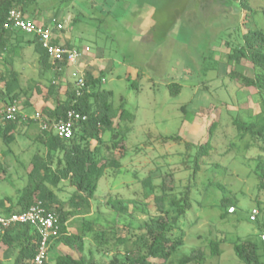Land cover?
Instances as JSON below:
<instances>
[{"label": "rangeland", "instance_id": "1", "mask_svg": "<svg viewBox=\"0 0 264 264\" xmlns=\"http://www.w3.org/2000/svg\"><path fill=\"white\" fill-rule=\"evenodd\" d=\"M38 1L42 20L54 18L65 23L71 44H77L82 52L89 48L83 57L102 50L104 61L88 60L81 72L98 78L93 90L109 91L106 99L115 111L123 107L127 112L123 118L113 119L115 127L119 124L117 138L113 139L112 131H105L100 134V143H90L91 149L100 147L103 162L114 160L120 167L109 165L98 182L90 211L84 217L93 228L84 226L80 218H69V232H86V258L109 264L114 256L123 255L125 246L118 238H130L132 243L145 233L151 218L160 214L155 198L162 195V184L173 188L165 202L168 208L172 197L180 198L191 182L192 207L172 233L173 238L183 241L180 254H201L202 261L193 264H243L233 247L236 241L253 239L259 234L249 216L257 207V197L264 202L256 174L259 160H264V149L248 132L242 138L244 132L237 129L234 119L238 117L246 124L254 122L257 130L264 126L258 95L263 89L238 88L225 77L229 72L225 61L230 49L224 43L226 36L221 35L235 20L232 17V21H224V4L219 0ZM231 1L239 6L238 19L244 24L246 10L240 9L244 0ZM247 1L257 11L259 27L264 29V2ZM227 11L236 14L234 9ZM242 29L246 30L244 26ZM8 69L18 74L21 91L17 101L21 107L28 98L34 104L31 113L55 107L56 100L49 95L51 74L45 71L33 47L19 51L12 63L0 57L3 94ZM74 69L69 67V74L56 80L61 82L60 102L66 99L67 90L76 79ZM244 69L246 75H252L249 66ZM175 84L180 89L173 95L171 87ZM213 123L215 127L210 132ZM38 135V128L31 127L16 130L15 140L9 145L0 138V201L8 198L16 205L34 164L38 158L46 159L47 149L35 139ZM123 136L125 140L117 149L106 150L107 145ZM163 136L178 139L165 141ZM201 144H208L209 149L200 159L192 180L193 148ZM54 167L55 164L52 170ZM146 180L153 186L149 195L144 186ZM46 186L53 200L65 202L68 209L67 202L75 187L65 180L57 185L47 182ZM226 196L236 199L238 206L234 214L222 219L219 205ZM110 198L134 201L135 209L130 204L132 215L118 217L107 205ZM261 209L260 224L264 222V204ZM210 241L219 243L217 255H212ZM5 250L0 244V264H14L19 249L4 254ZM66 253L72 252L67 248L50 249L49 264H56V256Z\"/></svg>", "mask_w": 264, "mask_h": 264}, {"label": "trees", "instance_id": "2", "mask_svg": "<svg viewBox=\"0 0 264 264\" xmlns=\"http://www.w3.org/2000/svg\"><path fill=\"white\" fill-rule=\"evenodd\" d=\"M211 1L217 2L218 0ZM223 1L219 0L225 7V12L222 13L224 21H232V17L235 20L234 24L228 25L225 28L226 34L221 35V38L222 36H226L223 37L224 43L230 49L225 61L229 72L225 77L233 81L238 88L248 89L253 87L263 89L258 95L261 96L260 104L264 112V29L259 27L256 19L257 11L249 7L247 0H244V3L240 5V9L246 10L244 24H241L238 19L239 6H234V2L231 0ZM262 1L264 2V0ZM229 9H234L236 14L230 15L232 12L227 11ZM12 10L23 12L27 18L33 20L36 24L42 25L44 23L40 17L42 8L38 0H0V57L12 63L14 55H17L19 51L27 47H33L34 51L39 55V61L45 67V71L51 74L52 80L49 84V95L56 100L55 107H45L42 113L50 119L57 120L64 118L67 112L72 109L87 116V120L76 125L71 139L64 140L55 135L51 130H42L37 121L31 118L24 119L21 112L27 109L26 113L29 115L33 114L30 112V108L34 104L28 98L22 102V107L19 105L17 99L20 97L19 92L21 91V87L18 74L13 69L7 70L5 94L0 92V108L16 105L20 113L14 121L7 120L4 115H0V138L9 145L15 140L14 132L16 130L20 128L29 130L31 127H37L39 135L35 139L45 145L47 153L46 159L38 158V161L34 164L29 175V182L21 191V197L16 205H12L11 200L8 198L4 201L1 200L0 213L9 216L16 212L25 211L36 204V202L41 201L45 207L56 213L59 220L60 233L51 243V249H55L56 247L59 250L67 248L72 252L71 254H58L55 263L99 264L94 261L93 257L87 259L84 255V237L86 232L83 229L69 232L68 222L71 216L77 217L82 219L84 226L90 229L93 228L92 224L87 225L88 223L84 217L90 211V203L95 197L98 182L104 176L105 170L109 165L114 164L118 168L120 164L114 160H111V163L109 162L108 164L103 162V158L100 157L99 153L100 147L97 146L91 149L90 143L92 140L100 143V134L105 131H112L113 139L117 138L118 132L116 130L119 128V124L116 125V128L113 119L119 120L127 112L123 107L118 111L112 108V105L106 99L107 95L110 94L109 91L101 92L93 90L99 81L98 78H94L93 76L88 77L83 75L85 87L81 90V95L78 96L76 80L79 75L76 73L73 74L76 79L73 81L70 89L67 90L66 99L60 102L58 95L61 82H56V80L59 76L67 75L71 66L66 61L53 65L46 50L36 38L32 37L30 39L28 38L30 35L21 31L6 30L4 25ZM262 14L264 15V8L262 9ZM243 26L246 28L245 31L242 29ZM64 31H66V26L62 30V33ZM67 45L72 47L71 44ZM246 66L250 67L252 71L251 76L244 73ZM171 89H173L172 94L174 95L178 93L180 86L175 84ZM36 111L39 110L35 109L34 112ZM234 124L239 131L244 132L241 135L242 138L245 132H248L255 141L263 145L264 149V126L257 130L256 123L246 124L241 122L238 117L234 119ZM214 127L215 123L210 128V132H212ZM163 139L165 141L177 140L178 136H163ZM124 140L125 137L123 136L120 141L112 142L111 146L107 145L106 150L117 149L119 143ZM208 149V144L197 145L193 148L192 180L198 171L200 159L207 154ZM54 164L55 167L52 170ZM256 169L259 181L258 191H264V160H259ZM63 180L69 181L70 185L75 187L74 194H72L67 202L68 209L65 207V202L53 200V194L46 186L47 182L57 185ZM144 186L148 188L149 193L147 195L153 192L150 180H146ZM172 189L162 184V195L155 198L160 214L151 218L150 222L145 225V233L132 243H130V238L119 237V242L125 246V253L114 256L109 264H193L202 261L201 254L197 252L180 254L179 249L182 247L183 241L181 238H173L172 236L173 231L179 227L180 221L185 218L187 212L192 207V184L188 182L181 197H172L168 208H166L165 202ZM6 201L10 204L7 205ZM54 204H58L57 207L53 208L52 205ZM130 204H133L135 209L136 203L134 201L112 198L107 201V205L118 214V217L123 214L132 215ZM256 204V208L260 210L262 215L261 207L264 202L257 197ZM219 206L223 210L221 218L226 219L231 215L229 214V209L231 207L236 208L238 202L236 199L226 196L222 198ZM259 222V220L255 222L259 228V234L255 238L243 241L239 240L234 244V253L243 264H264V242L261 239V235L264 233V222H261V224ZM36 237L32 227L17 224L6 230L3 235H0V244L6 247L4 254L8 251L19 249L14 264H31L35 255ZM210 245L212 255H217L219 253V243L210 241ZM154 260H163L164 262L159 263L154 262Z\"/></svg>", "mask_w": 264, "mask_h": 264}, {"label": "built area", "instance_id": "3", "mask_svg": "<svg viewBox=\"0 0 264 264\" xmlns=\"http://www.w3.org/2000/svg\"><path fill=\"white\" fill-rule=\"evenodd\" d=\"M55 23V24H53ZM65 23L56 22L52 19L49 22L36 24L33 20L27 18L23 12L19 10L10 11L7 22L4 25L6 30L21 31L37 39L41 46L46 50V53L53 65L61 64L66 61L69 66L78 68L80 60L84 52H88L89 48L80 51L78 47H70L67 43L59 41L62 30L65 29ZM79 77L76 80L77 95H81V90L85 87L84 76L82 72L77 71ZM19 109L16 105L7 108H0V115H4L7 120L14 121L19 115ZM24 119H33L39 123V127L48 131L51 130L55 135L64 140H69L73 137L76 125L80 122H85L87 116L80 114L76 110H69L64 118L57 120L50 119L41 111H36L29 115L22 111ZM236 208L231 207L229 214H234ZM261 213L258 208L251 210L249 220L256 222ZM58 216L55 212L50 211L41 201L36 202L25 211L16 212L9 216L0 213V235H3L6 230L17 224L29 225L36 234L35 255L31 264H49V253L51 243L60 233ZM264 242V234L261 235Z\"/></svg>", "mask_w": 264, "mask_h": 264}, {"label": "crops", "instance_id": "4", "mask_svg": "<svg viewBox=\"0 0 264 264\" xmlns=\"http://www.w3.org/2000/svg\"><path fill=\"white\" fill-rule=\"evenodd\" d=\"M92 7L94 8V4L92 5ZM52 20V19H51ZM51 20H49V21H51ZM42 21H46V19H43ZM48 21V22H49ZM60 42H62V43H67V44H71L72 42H71V38L67 35V33H66V31H64L62 34H61V38H60ZM72 45V44H71ZM75 45V46H74ZM74 45H72V46H74V47H78V45L77 44H74ZM104 57V53L102 52V50H98L97 52H95L93 55H85L81 60H80V63H79V65H78V68H76V69H74V70H76V72L77 71H82L83 69H81L82 68V65H83V63H86L88 60H91V62L93 63L94 61H96V60H103L104 61V59L105 58H103ZM37 110H39V109H37Z\"/></svg>", "mask_w": 264, "mask_h": 264}]
</instances>
